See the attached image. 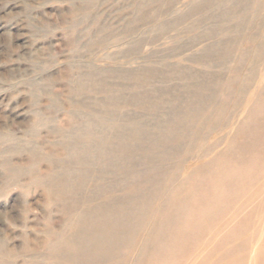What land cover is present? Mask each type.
Masks as SVG:
<instances>
[{"label": "rangeland", "instance_id": "rangeland-1", "mask_svg": "<svg viewBox=\"0 0 264 264\" xmlns=\"http://www.w3.org/2000/svg\"><path fill=\"white\" fill-rule=\"evenodd\" d=\"M201 1L0 0V264H264V0Z\"/></svg>", "mask_w": 264, "mask_h": 264}, {"label": "bare ground", "instance_id": "bare-ground-1", "mask_svg": "<svg viewBox=\"0 0 264 264\" xmlns=\"http://www.w3.org/2000/svg\"><path fill=\"white\" fill-rule=\"evenodd\" d=\"M146 2H144L143 4H147L150 5L151 3H149L150 0H145ZM218 2H223L224 0H202L201 2H198V4L194 7H192V11L194 9H197L199 7H201L203 4H209L208 8L214 7V5ZM246 1V0H245ZM173 3V2H172ZM142 4V5H143ZM144 6V5H143ZM169 7V6H168ZM143 9V8H142ZM191 9V8H190ZM159 10V9H158ZM228 10V9H227ZM191 12V11H190ZM227 13V12H226ZM229 13V12H228ZM239 13V12H238ZM237 13V14H238ZM188 14V13H187ZM186 14V15H187ZM230 14V13H229ZM190 15V14H189ZM148 17H150L149 15H147ZM184 17V16H183ZM186 17V16H185ZM188 17V16H187ZM186 17V18H187ZM219 17V16H218ZM231 17V16H230ZM230 20V19H229ZM179 22V21H178ZM228 22V21H227ZM230 22V21H229ZM228 22V24H229ZM180 23V22H179ZM170 25V24H169ZM169 25L166 27L168 29ZM172 25V23H171ZM174 25V24H173ZM172 25V26H173ZM241 24H238L237 27H240ZM163 27H165L163 25ZM196 28V27H194ZM217 28V27H216ZM221 31V30H220ZM227 32V33H225ZM220 33H225V35L228 34V31H226L225 29H223ZM208 39L212 38L214 39V33L209 32L207 34ZM205 38V37H204ZM235 38V37H234ZM232 39L231 41H226L224 43V45L222 47H219L218 45H213V47H207L205 50H203L204 53L210 51H217V57L221 62H227V60H229V58L231 57L232 54V48L235 47L237 45V39ZM256 37L254 38L255 41ZM195 40V39H194ZM252 40V39H251ZM200 41V39H199ZM217 44H219V42H217ZM221 44V43H220ZM215 46V47H214ZM209 49V50H208ZM255 59L254 61H252V63H254V65H257L258 63L261 62V60H264V38L262 40V42L260 43L259 47H257V50L255 51ZM202 58V57H201ZM244 56H242V59L244 60ZM203 60V59H201ZM262 73V72H261ZM183 75V74H182ZM256 75V72H252L250 71L248 80L244 81L242 88L243 90L248 88H251L252 86L249 85L250 83H252L251 81L253 80L254 76ZM262 75L264 76V73H262ZM182 78V77H181ZM217 79V77H215ZM204 86V85H203ZM210 89V88H209ZM261 92V95L256 96V98L253 99V97L251 98V100H253L252 106L250 108V110H248L246 118H244L241 122H240V128L238 130H236L235 133V140L239 139V143L241 146H246V145H251V144H256L259 145V142H263L264 141V113L261 115L259 109L263 108L264 109V84H261L259 89ZM246 92V91H245ZM244 94V92L242 93V95ZM242 95L240 96V100L239 102L242 100ZM177 96V95H176ZM196 96V95H195ZM204 97V96H203ZM175 99V98H174ZM205 99V98H204ZM199 104V102H197ZM238 104V103H237ZM239 105V104H238ZM171 125V124H170ZM235 143V142H234ZM264 143V142H263ZM263 145V144H262ZM251 147V146H249ZM236 150V149H235ZM264 151V150H263Z\"/></svg>", "mask_w": 264, "mask_h": 264}]
</instances>
